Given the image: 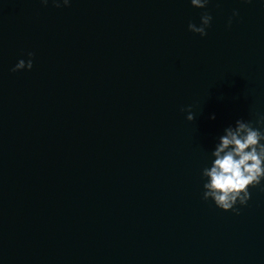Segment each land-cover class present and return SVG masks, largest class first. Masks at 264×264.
Listing matches in <instances>:
<instances>
[{"label": "water", "instance_id": "95a60500", "mask_svg": "<svg viewBox=\"0 0 264 264\" xmlns=\"http://www.w3.org/2000/svg\"><path fill=\"white\" fill-rule=\"evenodd\" d=\"M83 73L197 174L236 119L264 115V8L258 0H12ZM233 10L238 12L227 27ZM212 16L207 35L188 31ZM190 108L193 121L186 120ZM215 119H210L211 116ZM264 184V181H262ZM239 216L264 241V191Z\"/></svg>", "mask_w": 264, "mask_h": 264}, {"label": "clouds", "instance_id": "9594fccd", "mask_svg": "<svg viewBox=\"0 0 264 264\" xmlns=\"http://www.w3.org/2000/svg\"><path fill=\"white\" fill-rule=\"evenodd\" d=\"M57 8L67 7L70 0H52ZM210 0H190L193 8L205 9ZM251 3L252 0H241ZM41 5H47L49 0H40ZM264 8V0H258ZM238 12L233 10L228 18L227 27L232 24L233 17ZM212 16L207 12L200 15L199 24L189 22L188 31L198 34L201 38L207 35ZM33 53H27V59H19L11 69L12 72L30 71L33 67ZM187 112L186 120L193 121L194 115L190 108L182 109ZM210 119H215L211 116ZM202 183V200L211 201L222 211H231L239 215L240 207L250 199V188L264 191V115L257 114L255 122L236 119L225 127L217 136L214 146L208 155V163L200 173ZM239 205L240 207H237Z\"/></svg>", "mask_w": 264, "mask_h": 264}]
</instances>
